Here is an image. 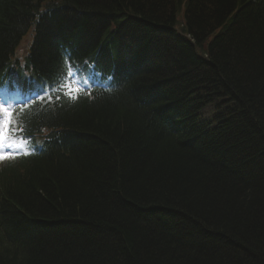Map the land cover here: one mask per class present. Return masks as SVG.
<instances>
[{"label":"trees","instance_id":"1","mask_svg":"<svg viewBox=\"0 0 264 264\" xmlns=\"http://www.w3.org/2000/svg\"><path fill=\"white\" fill-rule=\"evenodd\" d=\"M35 14L28 68L119 87L32 115L61 131L0 171V264H264V0H0V62Z\"/></svg>","mask_w":264,"mask_h":264},{"label":"snow or ice","instance_id":"2","mask_svg":"<svg viewBox=\"0 0 264 264\" xmlns=\"http://www.w3.org/2000/svg\"><path fill=\"white\" fill-rule=\"evenodd\" d=\"M78 89L68 87L67 94L72 96V93L77 92ZM39 94L37 93V96ZM58 98V97H57ZM75 99V97H72ZM13 115L10 107L6 109L4 104H0V162L5 161L9 158H14L18 153L5 151V140L10 130L11 116ZM27 154V153H25Z\"/></svg>","mask_w":264,"mask_h":264},{"label":"rangeland","instance_id":"3","mask_svg":"<svg viewBox=\"0 0 264 264\" xmlns=\"http://www.w3.org/2000/svg\"><path fill=\"white\" fill-rule=\"evenodd\" d=\"M219 111H221V107H214L210 109L209 106H206L202 109L200 116L201 118H213Z\"/></svg>","mask_w":264,"mask_h":264},{"label":"bare ground","instance_id":"4","mask_svg":"<svg viewBox=\"0 0 264 264\" xmlns=\"http://www.w3.org/2000/svg\"><path fill=\"white\" fill-rule=\"evenodd\" d=\"M33 18H34V15H33ZM33 18L27 21L26 26L23 27V29L21 30V32H22L23 30H25L26 28H28V26H29V22L32 21ZM38 22H39V20H38ZM21 32H20V33H21ZM19 36H20V34H19ZM49 109H50V108H46L45 111H48V112H49Z\"/></svg>","mask_w":264,"mask_h":264}]
</instances>
